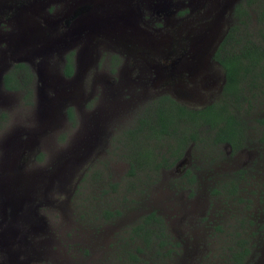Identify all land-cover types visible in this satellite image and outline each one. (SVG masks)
I'll use <instances>...</instances> for the list:
<instances>
[{
	"label": "rangeland",
	"instance_id": "1",
	"mask_svg": "<svg viewBox=\"0 0 264 264\" xmlns=\"http://www.w3.org/2000/svg\"><path fill=\"white\" fill-rule=\"evenodd\" d=\"M68 1L30 0L29 18L19 6L0 14V74L9 36L20 42L25 25L38 24L44 9L48 22L59 21L34 55L14 56L50 59L28 68L29 96L0 84V264H264V125L255 120L264 116L263 81L245 85L248 99L238 110L243 137L235 149L210 142L202 128V139L172 159L170 138L149 144L128 132L159 95L190 107L217 97L222 68L202 46L235 20L238 0H137V9L136 0H124L126 19L114 16L102 27L92 10L61 25L94 2L73 1L64 13ZM202 4L209 18L198 11ZM246 7L250 36L264 42L259 7ZM80 21L87 24L82 30ZM37 33L41 38L37 30L33 39ZM137 38L160 57L149 52L133 61ZM148 146L155 159L142 163ZM151 210L162 219L166 241L139 252L130 228ZM241 246L247 251L235 263L232 252Z\"/></svg>",
	"mask_w": 264,
	"mask_h": 264
},
{
	"label": "trees",
	"instance_id": "2",
	"mask_svg": "<svg viewBox=\"0 0 264 264\" xmlns=\"http://www.w3.org/2000/svg\"><path fill=\"white\" fill-rule=\"evenodd\" d=\"M255 3L259 7L257 16L261 25L259 32H263L264 0H238L231 9L235 20L228 25L213 53V57L218 61L223 72V81L217 97L203 105L190 107L177 102L167 94L159 95L151 109H146L145 114L137 119L133 127L128 129L130 137L134 138L142 134L148 143L150 139L170 138L174 141L169 151L172 159L179 158L190 142L194 143L202 139L200 135L202 128L211 132L209 140L214 144L226 142L231 149L241 144L244 126L238 110L242 107V102L248 99L245 94V85L247 81L256 86L261 81L264 83V42H258L250 36L245 20V16H248L246 6ZM28 68L23 62L14 63L3 73L2 86L9 90L23 88L25 95L29 96L30 91L27 84L30 80V70ZM20 69H24L21 79L17 76ZM71 69L70 58L67 57L62 72L69 75ZM65 113L69 119H72L70 106L65 108ZM173 114L179 116L176 122ZM255 120L264 125V116ZM146 151V154L150 153V156L140 158L142 163L155 159L151 155L152 149L149 146ZM160 164L161 162L154 161L153 165L157 168ZM130 231L132 236L141 241L142 246L135 247L139 252L143 248L152 246L160 248L166 241V228L161 217L153 210L142 214L131 226ZM246 251L245 246L233 250L232 257L235 263ZM130 256L134 257L135 254L130 253Z\"/></svg>",
	"mask_w": 264,
	"mask_h": 264
},
{
	"label": "flooded vegetation",
	"instance_id": "3",
	"mask_svg": "<svg viewBox=\"0 0 264 264\" xmlns=\"http://www.w3.org/2000/svg\"><path fill=\"white\" fill-rule=\"evenodd\" d=\"M29 1L30 0H0V14H1V12H2L3 9H9L8 13H12L13 10H14V7L19 6V13H20V15H23L26 18L32 17V16H30V14L33 13L34 11L31 8ZM73 1L75 2L76 0H69L65 4V6H64V11L65 12L64 13H68L71 10V7L72 6H70V4ZM124 2H126V1H124V0H94V2L92 3L93 5H91V6L85 5L84 8L83 7H80L78 9H76L72 14H69L68 17L65 19L64 23L61 24V25L65 26L66 23L70 19H74V17L81 10L82 11L83 10H86L85 12H90L92 10V12H93L92 16L95 15L96 17H101V21H102L101 27L104 26V25H106V24H108V23H111L112 22V19L114 18V16H115V18H123V19H126V14H125L126 11L121 8L123 6L122 4H124ZM40 3H44V6H45V2H43V0H40ZM132 3L135 4L136 9L138 8V6L141 7V5H142V2H140V4H139L137 2V0L135 2H132ZM10 6H11V8H10ZM95 8H97V9H95ZM200 8L201 9H199L198 11L201 12L202 10H204L203 14L206 15L205 17H208L209 18V16L207 15V12L209 11L207 9H209V8H206V6L203 7V4L200 5ZM219 10H220V7H219ZM42 11H43V17L42 18L41 17H38L39 20H36L38 22V24L37 23L35 24V26L37 27V30H39V33L41 34V38L38 37V33H37L36 38H34V39H33V36H27V35H26V38H25V36H24L25 33L29 34L31 32V29H33V28L30 27V26H32L30 24H26L25 25V28L23 29V36H22V38H21V34H18L17 35L18 38H21L22 39L20 42H18L17 40H14L13 34H12V36H9V39H8L9 41L7 43L8 44L7 47L9 46L8 48H10V51L8 52V54H4V56H6L7 59L4 61V63H2L3 65H2L1 68H3L4 70H3L2 74H0V84H2V75H3V73L5 71H7L8 69H10L13 66V64L16 63V62H23L26 65H28L29 68L30 67H33L32 65L34 63H36L37 61H40V60L41 61H44L45 63H51L50 62V59L48 60V54L47 53H46V55H42L41 56V59L40 60H36L35 62H34L33 59H29V61L28 60L25 61L26 59L24 57H22L23 59H16L14 57V56H17V54H19V53H26V54L34 55V53L31 51L32 49H34V46H36L41 41H42L41 44L44 43V42H49L48 41L49 38L47 39L46 37L50 35V31L52 29H55L54 32L56 31V29L58 27V24H59V21L58 22H55V24L52 25L47 20L46 15H48V14L46 13V9H44ZM54 11L56 12L57 9L54 10ZM50 16H51V14H50ZM129 16L132 17L131 13H130ZM88 17H90V16H88ZM56 18L59 19L58 17H53L52 20L55 21ZM8 22H10V21H8ZM77 26L79 27V30H82L83 28H85V26H87V24H86L85 21L84 22L80 21V22L77 23ZM227 26L224 28L223 32H221V34L217 38H216V34H215L214 35L215 39H210L209 41L207 39V45L202 46L203 48L206 47V46H208L210 48L208 50V56H210V58L213 57V53H214V51H215V49L217 47V44L220 41V39L222 38V36H223V34H224ZM90 28H91V26H89V29ZM99 28H100V23H98V30H99ZM15 32L19 33V27L18 26H16ZM80 32H82V31H80ZM135 41H136V43L138 45H133L132 50H131V48L129 50L130 52H132L133 61H134V57L135 58H137V57H139V58H145V60H146V57L148 56V53L149 52L151 53L152 51L151 50H148V48H145V45L143 44V41H142L141 38H137ZM53 42H55V41H53ZM176 48H179V52L181 53V50L183 49L182 46L181 45H178ZM205 51H206V49H205ZM154 52H152V53H154ZM71 54H72L71 51H69L67 54L64 55L63 65L65 64V61H66V58L67 57L70 58L71 66L73 65L72 64L73 61L71 60V57H72ZM154 54H157V56L160 57V55H159L158 52H155ZM182 54L183 53H181V55ZM117 56H118V54H117ZM179 57H183V55L182 56H179ZM191 57H192V55H191ZM13 59H15V60H13ZM113 59H114V56H113ZM186 61H188V60H186ZM213 62L219 64L217 60H214L213 59ZM188 63L191 64L192 62H188ZM222 76H223V74H222ZM189 92L193 93V91H190V90H189Z\"/></svg>",
	"mask_w": 264,
	"mask_h": 264
},
{
	"label": "water",
	"instance_id": "4",
	"mask_svg": "<svg viewBox=\"0 0 264 264\" xmlns=\"http://www.w3.org/2000/svg\"><path fill=\"white\" fill-rule=\"evenodd\" d=\"M31 28H33V29H31V32L29 33V34H27V33H25V38H26V35L27 36H33V33H34V31H37V27L36 26H30ZM32 52L34 51V49H32L31 50ZM39 52V51H38ZM34 53V52H33ZM16 59H23L22 57H17Z\"/></svg>",
	"mask_w": 264,
	"mask_h": 264
}]
</instances>
